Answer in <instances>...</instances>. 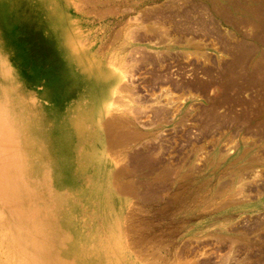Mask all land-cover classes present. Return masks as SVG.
Instances as JSON below:
<instances>
[{
	"label": "rangeland",
	"instance_id": "374dc122",
	"mask_svg": "<svg viewBox=\"0 0 264 264\" xmlns=\"http://www.w3.org/2000/svg\"><path fill=\"white\" fill-rule=\"evenodd\" d=\"M0 140V264H264V0H0Z\"/></svg>",
	"mask_w": 264,
	"mask_h": 264
},
{
	"label": "bare ground",
	"instance_id": "6f19581e",
	"mask_svg": "<svg viewBox=\"0 0 264 264\" xmlns=\"http://www.w3.org/2000/svg\"><path fill=\"white\" fill-rule=\"evenodd\" d=\"M106 76H107V75H106ZM109 81H110V79H109ZM109 81H108V82H109ZM108 82H107V83H108ZM111 82H112V81H111ZM108 85H109V83H108ZM107 95H108V94H107ZM38 133H39V132H36V134H38ZM36 134H35V135H36ZM22 137H23V136L20 135L19 139L21 140ZM35 137H36V136H35ZM36 138H37V137H36ZM51 138H52V137H51ZM25 139H26V138H25ZM7 142H8V140H6V141H3V140L1 141V140H0V145L5 146V144H6ZM40 142H41V143H42V142L45 143V142H46V141H45V138H44V139L41 138ZM48 142H49V140H47V143H48ZM5 147H6V146H5ZM46 156H49V155L46 154V155H45V158H46ZM21 157H22V161H23V157L26 158V157L24 156V153H23V152H22V154H21ZM18 165H19V168H22V169H23V166H21V163H19ZM18 165H17V166H18ZM24 167H25V166H24ZM19 174H20V173H19ZM10 183H11V182H10ZM44 183H45V182H44ZM16 184H17V188H18V192H19V193H16V197H15V198H17V200L20 202V201H21V197H23V194H22L23 192H22V190H23L24 182H23L22 180L19 179V180H17V183H16ZM24 197H25V196H24ZM14 209H16V208L14 207ZM20 209H21V208H20Z\"/></svg>",
	"mask_w": 264,
	"mask_h": 264
}]
</instances>
